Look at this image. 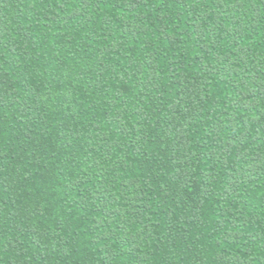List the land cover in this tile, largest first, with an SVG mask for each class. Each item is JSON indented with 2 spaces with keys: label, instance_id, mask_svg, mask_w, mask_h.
Wrapping results in <instances>:
<instances>
[{
  "label": "trees",
  "instance_id": "trees-1",
  "mask_svg": "<svg viewBox=\"0 0 264 264\" xmlns=\"http://www.w3.org/2000/svg\"><path fill=\"white\" fill-rule=\"evenodd\" d=\"M0 264H264V0H0Z\"/></svg>",
  "mask_w": 264,
  "mask_h": 264
}]
</instances>
